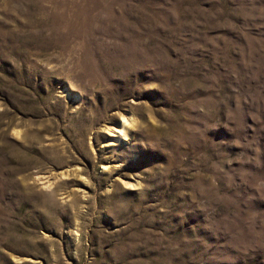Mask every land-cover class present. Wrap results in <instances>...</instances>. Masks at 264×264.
I'll use <instances>...</instances> for the list:
<instances>
[{"label": "rangeland", "instance_id": "374dc122", "mask_svg": "<svg viewBox=\"0 0 264 264\" xmlns=\"http://www.w3.org/2000/svg\"><path fill=\"white\" fill-rule=\"evenodd\" d=\"M0 264H264V0H0Z\"/></svg>", "mask_w": 264, "mask_h": 264}]
</instances>
